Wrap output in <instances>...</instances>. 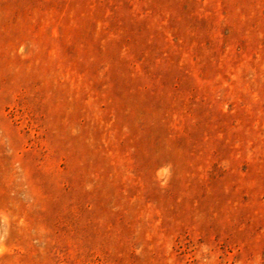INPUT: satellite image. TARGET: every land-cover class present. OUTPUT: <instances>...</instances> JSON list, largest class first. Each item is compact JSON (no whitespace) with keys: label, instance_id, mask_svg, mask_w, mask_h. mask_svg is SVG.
Segmentation results:
<instances>
[{"label":"rangeland","instance_id":"1","mask_svg":"<svg viewBox=\"0 0 264 264\" xmlns=\"http://www.w3.org/2000/svg\"><path fill=\"white\" fill-rule=\"evenodd\" d=\"M0 264H264V0H0Z\"/></svg>","mask_w":264,"mask_h":264}]
</instances>
